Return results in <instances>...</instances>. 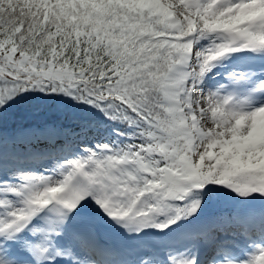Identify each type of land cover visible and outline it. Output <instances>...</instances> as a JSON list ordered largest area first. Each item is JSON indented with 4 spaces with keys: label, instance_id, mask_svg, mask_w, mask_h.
Returning <instances> with one entry per match:
<instances>
[{
    "label": "snow or ice",
    "instance_id": "snow-or-ice-1",
    "mask_svg": "<svg viewBox=\"0 0 264 264\" xmlns=\"http://www.w3.org/2000/svg\"><path fill=\"white\" fill-rule=\"evenodd\" d=\"M0 264H264V0H0Z\"/></svg>",
    "mask_w": 264,
    "mask_h": 264
},
{
    "label": "bare ground",
    "instance_id": "bare-ground-1",
    "mask_svg": "<svg viewBox=\"0 0 264 264\" xmlns=\"http://www.w3.org/2000/svg\"><path fill=\"white\" fill-rule=\"evenodd\" d=\"M224 211H231L230 209H227V208H225V209H223Z\"/></svg>",
    "mask_w": 264,
    "mask_h": 264
},
{
    "label": "rangeland",
    "instance_id": "rangeland-1",
    "mask_svg": "<svg viewBox=\"0 0 264 264\" xmlns=\"http://www.w3.org/2000/svg\"><path fill=\"white\" fill-rule=\"evenodd\" d=\"M227 209H230V208H227ZM231 210V209H230Z\"/></svg>",
    "mask_w": 264,
    "mask_h": 264
}]
</instances>
